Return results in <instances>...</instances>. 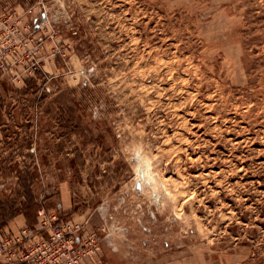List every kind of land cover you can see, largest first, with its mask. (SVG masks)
<instances>
[{
  "label": "rangeland",
  "instance_id": "1",
  "mask_svg": "<svg viewBox=\"0 0 264 264\" xmlns=\"http://www.w3.org/2000/svg\"><path fill=\"white\" fill-rule=\"evenodd\" d=\"M27 205L24 253L264 264V0H0V243Z\"/></svg>",
  "mask_w": 264,
  "mask_h": 264
},
{
  "label": "built area",
  "instance_id": "2",
  "mask_svg": "<svg viewBox=\"0 0 264 264\" xmlns=\"http://www.w3.org/2000/svg\"><path fill=\"white\" fill-rule=\"evenodd\" d=\"M39 217L43 224L52 225L51 219L56 216H48L45 209L39 210ZM80 226L76 227L80 229ZM31 230L27 227L22 228L19 233H7L0 243V264H19L21 261L28 264H73L77 254H73L78 250L80 258L85 256L86 245L80 234L73 232L71 224H62L54 231L49 233V238L42 236V241L36 247L27 253H24L21 245L27 248L28 241L31 242ZM27 238H29L27 240Z\"/></svg>",
  "mask_w": 264,
  "mask_h": 264
},
{
  "label": "crops",
  "instance_id": "3",
  "mask_svg": "<svg viewBox=\"0 0 264 264\" xmlns=\"http://www.w3.org/2000/svg\"><path fill=\"white\" fill-rule=\"evenodd\" d=\"M63 202L62 203H58V207L59 208H63L64 210H68L70 209V207H72V200H71V196H69V200L68 198L64 197V199H62ZM10 226L11 229L13 231H20L23 227L28 226L26 224V217L25 215H23V213H19L15 219L13 221L10 222Z\"/></svg>",
  "mask_w": 264,
  "mask_h": 264
},
{
  "label": "trees",
  "instance_id": "4",
  "mask_svg": "<svg viewBox=\"0 0 264 264\" xmlns=\"http://www.w3.org/2000/svg\"><path fill=\"white\" fill-rule=\"evenodd\" d=\"M31 209V207H29L28 205L23 208V211L22 213H24L26 215V217H29L30 216V213H29V210ZM21 212V211H20ZM4 224H6V222H3Z\"/></svg>",
  "mask_w": 264,
  "mask_h": 264
},
{
  "label": "water",
  "instance_id": "5",
  "mask_svg": "<svg viewBox=\"0 0 264 264\" xmlns=\"http://www.w3.org/2000/svg\"><path fill=\"white\" fill-rule=\"evenodd\" d=\"M142 176H143V178H144V176H145V173H144V171H142Z\"/></svg>",
  "mask_w": 264,
  "mask_h": 264
},
{
  "label": "bare ground",
  "instance_id": "6",
  "mask_svg": "<svg viewBox=\"0 0 264 264\" xmlns=\"http://www.w3.org/2000/svg\"><path fill=\"white\" fill-rule=\"evenodd\" d=\"M146 176H147V173H146Z\"/></svg>",
  "mask_w": 264,
  "mask_h": 264
}]
</instances>
